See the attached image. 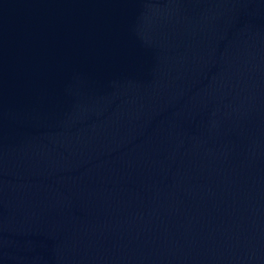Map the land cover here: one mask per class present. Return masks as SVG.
I'll list each match as a JSON object with an SVG mask.
<instances>
[{
    "label": "water",
    "instance_id": "95a60500",
    "mask_svg": "<svg viewBox=\"0 0 264 264\" xmlns=\"http://www.w3.org/2000/svg\"><path fill=\"white\" fill-rule=\"evenodd\" d=\"M0 264H264V0H0Z\"/></svg>",
    "mask_w": 264,
    "mask_h": 264
}]
</instances>
